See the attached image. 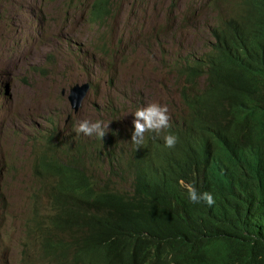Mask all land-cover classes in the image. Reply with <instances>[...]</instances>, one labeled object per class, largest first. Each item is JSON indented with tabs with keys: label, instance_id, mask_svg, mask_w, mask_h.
<instances>
[{
	"label": "trees",
	"instance_id": "trees-1",
	"mask_svg": "<svg viewBox=\"0 0 264 264\" xmlns=\"http://www.w3.org/2000/svg\"><path fill=\"white\" fill-rule=\"evenodd\" d=\"M113 2L91 0L87 22L104 24ZM191 5V20L202 10L214 18L207 50L167 65L183 81L170 106L176 124L170 113L172 127L146 133L138 149L111 132L88 142L40 135L19 241L26 264H264V0ZM51 60L35 69L41 80ZM167 132L179 138L174 148ZM180 180L215 204H192Z\"/></svg>",
	"mask_w": 264,
	"mask_h": 264
},
{
	"label": "rangeland",
	"instance_id": "rangeland-1",
	"mask_svg": "<svg viewBox=\"0 0 264 264\" xmlns=\"http://www.w3.org/2000/svg\"><path fill=\"white\" fill-rule=\"evenodd\" d=\"M84 3L77 11H67L45 0H0V57L5 58L0 60L15 77H0V85L5 81L11 86L9 96L0 92V264H19L20 252L12 248L25 237L22 224L33 208L30 190L37 185L30 159L23 156L18 164L10 160L27 137L29 121L51 117L39 125L44 136L56 129L60 140L79 142L89 136L76 131L78 121L100 119L130 127L137 105L151 97V103L168 106L176 124L178 117L170 106L178 99V87L167 65L180 55L204 53L211 41L208 27L214 14L210 19L205 12L192 24L190 14L177 16L167 9L170 0H114V14L101 25L87 22V12L82 14ZM98 41L116 51L113 63L102 54ZM49 55L52 67L45 70L47 78L39 81L35 69ZM22 79L28 83L21 84ZM88 79L96 82L98 90L87 95L74 114L67 100L69 89ZM121 106L126 113L120 111ZM99 157L89 156L92 163ZM102 163V170L108 171V163Z\"/></svg>",
	"mask_w": 264,
	"mask_h": 264
},
{
	"label": "clouds",
	"instance_id": "clouds-1",
	"mask_svg": "<svg viewBox=\"0 0 264 264\" xmlns=\"http://www.w3.org/2000/svg\"><path fill=\"white\" fill-rule=\"evenodd\" d=\"M90 1L91 0H86V3H84L85 7L82 11V14L87 12V7H88ZM180 1H182V0H180ZM184 1L186 2V0H184ZM45 2L47 5H50L52 3H59L62 5V7L65 8V10L68 11V9L65 6L67 4L68 0H64V1H62V0H45ZM170 2H171V0H170ZM189 2H193V0H189ZM80 4H77L73 8V10L77 11ZM183 4H185V3H183ZM184 6H185V11L183 13H180L179 9H173V11L175 12V15L186 16L185 13H186V10H187L189 4L184 5ZM205 12H207V11L202 10L201 12L198 13L196 18L193 20H191V16H190V21L192 23H197L199 21V18L201 17V15ZM106 45H107V47L105 50L107 52H110L112 50L111 46L108 45L107 43H106ZM76 54L78 55L79 52H77ZM104 56L107 57V55H104ZM108 60H114V58L108 57ZM0 75L4 79H6V77H8V79H10V78L14 79L15 78L13 71L11 69H9L8 67H4V66L0 71ZM171 76L173 77V81L177 83L178 93H179V89L182 86L183 81H182V79L177 77L176 74H172ZM40 80L41 79L39 77V81ZM108 80L109 79L107 78L106 81H108ZM4 83H5V81H4ZM68 84H71V82ZM84 84L90 85V89L88 91L89 93L87 95L94 92L93 90H95V88H96V82L94 80L88 79L87 82H85L83 84H75V85H84ZM75 85H73V86H75ZM73 86H71L69 89V93L67 95V100H68V96H69L70 91L73 88ZM102 86H104L103 83H102ZM6 90H7L6 96H9V94H10L9 91L11 92L10 84L6 85ZM62 91H61V94H62ZM114 93H116L117 96L119 97V91H115ZM66 94H67V90H66ZM65 95H63V96H65ZM68 102H69V100H68ZM150 103H151V97H148L146 99H143V101L137 105L136 109L134 110V113L132 114L131 120L133 122L131 121L130 127L120 128L118 126L109 124L110 122H105V121L100 120V119H96V120L83 119V120H80L77 122L76 131L78 133L84 134L85 136H89V137H84V142L94 140V138L91 136H96L97 138L102 140V138L106 135V133L111 132L109 140L117 138V142L121 146H127V145H129V141H131V143L136 145L137 149H138L145 143V134L146 133H148V132L155 133L156 136L159 137V135L162 132H165L166 130H168L172 127L171 122H170L172 119H171V116L169 113L168 106L167 105H161V104L155 103V102H153L151 104ZM69 104H70V102H69ZM70 107H71V104H70ZM32 108L34 109L35 105ZM71 109H72V107H71ZM111 111L117 116V110L116 109H112ZM120 111L123 113L127 112L122 106L120 107ZM73 112H74V114L78 113V112H75V110H73ZM45 119L50 120L52 118L51 117H42V118L32 119L29 121L28 130H27V137H26L25 141L22 144H20L19 146H17L15 151H13V153L11 154L10 160H12L13 162L18 164L20 161V158L25 156V157L30 159V162H31L30 169L33 167L35 158L37 159V157L39 156V153L41 151L40 135H43V134L39 131V125ZM74 120H75V118L72 121H74ZM53 133L58 138L59 133L56 129H53L49 135H51ZM128 136H130V140H127V141L124 140V138L128 137ZM46 138H47V136L43 135V140H46ZM178 139L179 138L176 134H174L172 132H167V134H165L163 136L164 146L166 148H169V149L174 148L176 146V144L178 143ZM179 184L187 193L188 200L192 204L203 203L209 207H211L212 205L215 204V199H214V196L212 195V193H210V192L201 193L197 190L194 183H186L184 180H180ZM34 191H35L34 189L30 190V194H31L30 201L31 202H32V194L34 193ZM12 249L20 252L19 264H26L25 262H21L22 258L24 256L23 251H22V249H23L22 246L18 243V245L16 247H13Z\"/></svg>",
	"mask_w": 264,
	"mask_h": 264
},
{
	"label": "bare ground",
	"instance_id": "bare-ground-1",
	"mask_svg": "<svg viewBox=\"0 0 264 264\" xmlns=\"http://www.w3.org/2000/svg\"><path fill=\"white\" fill-rule=\"evenodd\" d=\"M84 2H86V0H78L74 5H72V6L68 9V11L73 10L74 6L77 5L78 3H79V4H80V3L82 4V3H84ZM183 3H185L184 0H182V1L172 0V7H173V9H179L180 13H182L183 8L185 7L184 5H188V4H189V6H188L189 8H187L188 10H186L185 15L190 14V16H191V14L193 13V11H194V9L196 8V6L191 5L193 2H189V0H186V3H185V4H183ZM136 7H137L136 5L133 6V8H132V13H133V10H134ZM10 42H14V41L11 40ZM97 43H98V42H97ZM14 44H15V46L17 45L16 43H14ZM105 49H106V48H105ZM105 49L101 51L104 55H107V57H111V58H113L112 55L114 54V56L116 57V53H115L116 51H114V49L112 48V46H111L112 54H109L111 51H110V52H107ZM0 58H1V59H5V58H2V57H0ZM113 61H114V60H112L111 62L113 63ZM3 66L6 67V65L3 64V60H2V61L0 60V71H1V69L3 68ZM0 77L2 78L1 75H0ZM6 79H8V77H6ZM109 81H110V80H109ZM7 84H9V83L5 82L3 85H0V92H2V93H1V96H6V95H7V90H6V85H7ZM96 90H98V87H97V86H96L95 90H93V91H96ZM2 94H3V95H2ZM24 261H26V257H25V255L23 256L21 262H24Z\"/></svg>",
	"mask_w": 264,
	"mask_h": 264
},
{
	"label": "water",
	"instance_id": "water-1",
	"mask_svg": "<svg viewBox=\"0 0 264 264\" xmlns=\"http://www.w3.org/2000/svg\"><path fill=\"white\" fill-rule=\"evenodd\" d=\"M90 85L84 84V85H75L70 91V94L68 96V100L71 104V107L75 112H78L79 108L81 107V104L83 103V100L86 98L87 94L89 93ZM62 94H66V90L64 89L62 91Z\"/></svg>",
	"mask_w": 264,
	"mask_h": 264
}]
</instances>
